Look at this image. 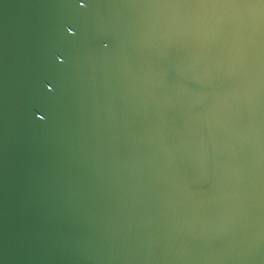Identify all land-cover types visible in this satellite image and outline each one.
I'll return each mask as SVG.
<instances>
[{
  "label": "water",
  "instance_id": "water-1",
  "mask_svg": "<svg viewBox=\"0 0 264 264\" xmlns=\"http://www.w3.org/2000/svg\"><path fill=\"white\" fill-rule=\"evenodd\" d=\"M0 264H264V0H0Z\"/></svg>",
  "mask_w": 264,
  "mask_h": 264
}]
</instances>
